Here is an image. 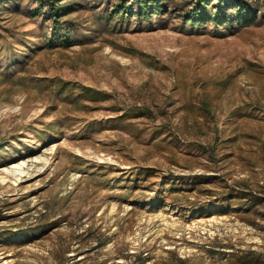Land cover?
<instances>
[{
  "label": "rangeland",
  "instance_id": "1",
  "mask_svg": "<svg viewBox=\"0 0 264 264\" xmlns=\"http://www.w3.org/2000/svg\"><path fill=\"white\" fill-rule=\"evenodd\" d=\"M0 264H264V0H0Z\"/></svg>",
  "mask_w": 264,
  "mask_h": 264
},
{
  "label": "trees",
  "instance_id": "2",
  "mask_svg": "<svg viewBox=\"0 0 264 264\" xmlns=\"http://www.w3.org/2000/svg\"><path fill=\"white\" fill-rule=\"evenodd\" d=\"M200 1H206V0H200ZM185 18L188 19L187 22L191 24H195V23L198 24L201 20H203V13L201 9H198L192 12L190 15H187Z\"/></svg>",
  "mask_w": 264,
  "mask_h": 264
},
{
  "label": "bare ground",
  "instance_id": "3",
  "mask_svg": "<svg viewBox=\"0 0 264 264\" xmlns=\"http://www.w3.org/2000/svg\"><path fill=\"white\" fill-rule=\"evenodd\" d=\"M15 169V168H14ZM11 175H13L12 173H11Z\"/></svg>",
  "mask_w": 264,
  "mask_h": 264
}]
</instances>
